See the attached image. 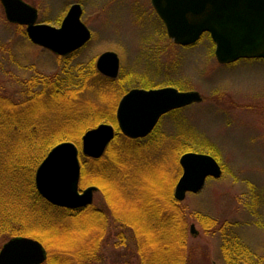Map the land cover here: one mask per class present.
I'll return each mask as SVG.
<instances>
[{"label": "rangeland", "instance_id": "1", "mask_svg": "<svg viewBox=\"0 0 264 264\" xmlns=\"http://www.w3.org/2000/svg\"><path fill=\"white\" fill-rule=\"evenodd\" d=\"M24 1L38 10V23L55 27L60 26L73 4H81L82 21L91 30L92 39L77 52L73 61H66L47 49L33 45L24 26L11 24L6 20L0 3V94L9 97L23 94L20 79H28L38 73L52 74L61 70L67 62L93 61L97 73L104 77L96 64L100 55L106 51L116 52L121 60L119 85L124 93L133 88L165 86L180 91H198L203 101L163 117L152 138L144 140L146 144L151 142L150 146L143 149L149 151L147 154L151 155L153 161L167 168L164 172L173 179L177 177L179 170V175L182 174V154L195 152L217 157L223 170L222 177L208 179L199 193L187 194L184 201H178L180 208L193 216L200 213L203 217L214 218L223 224L229 221L238 223L237 234L245 244L255 252H263L264 230L258 223H262L264 227V60H241L230 65L220 64L215 57V45L208 34L194 46L176 45L169 39L151 0ZM18 27H21L22 31H18ZM96 90L101 92L104 89L101 87ZM102 92L100 95L93 92L92 88H86L78 100L82 106L80 115H84L78 124L89 126L84 133L99 124L109 123H97V118L88 116L89 112L95 113L99 110L96 113L101 111L102 114L105 107L108 109L109 105L113 104L117 113L118 103L123 96L118 95L119 89L109 88ZM82 137L78 143L69 142L81 148ZM208 142L211 143L213 153L206 149L211 147ZM176 152H179L178 155L174 154ZM90 181L87 179L86 185L81 189L89 187ZM147 181L151 182L152 177H147ZM160 183L159 180L157 186L154 184L147 187L148 194L152 190H159L168 197L169 191L165 186L161 187ZM175 185L173 182L172 196ZM92 186L99 188L94 195L93 206L104 208L103 206L109 203L114 209L116 204L117 209H112L114 214L111 212L109 216H115H112L111 222L107 220L100 237L99 226L97 225L94 232V223L90 226L89 218L77 224L76 235L68 242L72 251L82 249V252H77L74 264H137V251L134 252L135 256L132 254L135 244L129 238V250L126 246H119L124 234L122 237L116 235L122 234V230L126 228L118 224V221H128L130 225L134 223L136 229L144 224L143 219H131L133 205L130 204L135 199L130 197V187L105 184L101 186L103 188L98 184ZM126 188L129 193L124 196L120 189L127 191ZM254 195L256 200H251ZM142 199L144 200L145 196ZM247 201H257V216L244 206ZM51 214L58 222L60 219L61 222L69 220L64 218L70 216L60 210H54ZM195 219V216H188L186 232V248L187 253L192 254V264H223L219 241L208 236ZM192 225H195L197 234L190 233ZM87 230L89 233L82 236ZM125 235L128 237V233ZM40 236L48 247L49 259H58V256H61L59 261L64 264L66 248L56 244L61 240L67 242L66 236L51 233ZM91 246L94 248H89ZM86 251H89L90 255H82Z\"/></svg>", "mask_w": 264, "mask_h": 264}, {"label": "trees", "instance_id": "2", "mask_svg": "<svg viewBox=\"0 0 264 264\" xmlns=\"http://www.w3.org/2000/svg\"><path fill=\"white\" fill-rule=\"evenodd\" d=\"M18 31H22V28L18 27ZM76 55L77 52L64 57V60L73 61ZM119 81L99 75L93 61L67 62L61 70L52 74L38 73L31 78L20 79L23 94H14L12 97L0 94V248L4 242L16 235L32 237L44 243L40 235L61 234V237L66 236L67 242L61 240L56 245L66 248L64 252L67 255L64 253L63 263L74 264L77 252H82V249L72 251L68 242L76 235L77 224L89 218V225L94 223V232L99 226L101 232L98 237L102 236L108 216L112 209H117L116 204L115 209L109 203H106V206L110 205L107 209L106 206H88L77 210L55 207L38 193L35 175L39 165L55 145L62 141L78 143L84 131L89 129V126L78 124L84 116L80 115L82 106L78 100L85 89L92 88L93 92L101 95L102 91L109 88H118V95H123ZM101 87L104 89L101 92L96 90ZM102 111V114L101 111L89 112L88 116L97 118V123L106 121L117 128L114 105L110 104L108 109L105 107ZM151 138L152 136L148 139ZM150 143L126 138L118 130L114 141L101 159L81 158V187L86 185L87 179L91 180L88 185L130 187V197L135 199L130 204L133 205L131 219L139 218L144 221L143 226L138 229L134 223H123L130 241L135 244L132 254L138 255L137 264H192V254L187 253L186 248L188 216H195V220L201 224L206 234L219 241L223 264H264V251L255 252L245 244L237 234L238 223L229 221L223 224L214 218L203 217L200 213L193 216L180 208L179 202L171 194L172 183L177 182L180 170L177 175L179 177L174 179L165 173L167 168L153 161L151 155L147 154L149 151H144L143 148L150 146ZM209 144L211 146V143ZM206 149L213 153L212 146ZM149 176L152 177L151 182L147 181ZM159 180L161 187L165 186L169 191L168 197L159 190H152L148 194V188L154 184L158 185ZM120 191L124 192V196L129 193L128 189ZM254 198L256 200L255 195L251 200ZM256 205L257 201H249L244 206L257 216ZM54 210L69 213L70 216L64 218L69 220L61 222L60 219L58 222L51 214ZM258 224L264 230L262 223ZM88 231L82 236L88 234ZM122 241L125 244L128 242L123 238ZM89 248L93 249L94 246ZM88 252L82 255H90ZM60 258L52 257L46 264H61Z\"/></svg>", "mask_w": 264, "mask_h": 264}, {"label": "water", "instance_id": "3", "mask_svg": "<svg viewBox=\"0 0 264 264\" xmlns=\"http://www.w3.org/2000/svg\"><path fill=\"white\" fill-rule=\"evenodd\" d=\"M6 20L24 26L32 44L67 56L85 46L92 37L82 21L81 4H73L59 27L38 23V10L24 0H0ZM163 22L168 37L183 47L195 45L205 33L215 44V57L220 64L241 59H264V0H151ZM98 71L111 79L118 77L120 58L106 51L98 58ZM203 100L198 91L182 92L174 87L130 90L117 108L118 126L127 137L148 136L165 114ZM115 136L110 124H100L82 138V152L100 158ZM182 176L175 198L184 201L188 193H199L209 178L220 179L223 170L207 154L188 152L180 157ZM81 166L79 148L73 142L54 146L36 171L39 194L54 206L80 209L93 203L96 186L79 189ZM190 232L197 234L195 225ZM47 252L32 238L18 236L7 241L0 251V264H43Z\"/></svg>", "mask_w": 264, "mask_h": 264}, {"label": "flooded vegetation", "instance_id": "4", "mask_svg": "<svg viewBox=\"0 0 264 264\" xmlns=\"http://www.w3.org/2000/svg\"><path fill=\"white\" fill-rule=\"evenodd\" d=\"M82 6V5H81ZM82 49V48H81ZM80 49V50H81ZM79 50V51H80ZM78 52V51H77ZM120 67H121V60H120ZM119 73H120V71H119ZM105 77V76H104ZM106 78H108V77H106ZM108 79H111V78H108ZM119 79V74H118V77L117 78H115V79H111V80H118ZM165 87H171V86H165ZM159 88H164V87H159ZM133 89H135V88H133ZM139 89H145V88H139ZM150 89H158V87L157 88H149V89H147V90H150ZM132 90V89H131ZM130 91V90H129ZM129 91H127V92H125L124 94H123V96L124 95H126ZM122 96V97H123ZM122 97L120 98V100L122 99ZM119 103H120V101H119ZM119 103H118V105H119ZM117 108H118V106H117ZM173 112V111H172ZM172 112H170V113H167V114H165L164 116H162L161 117V119L159 120V122H158V124L156 125V127H155V129L148 135V136H146V137H144V138H137V139H133V138H130V137H127L126 135H124L123 133H122V131H121V129L119 128V126H118V121H117V128L115 127V125H113V124H111L110 123V125H113V127H114V129H115V136H114V138H113V140L111 141V143L108 145V147L106 148V150H105V152H104V154L100 157V158H91V157H88V156H86V155H84V153L82 152V150H81V148H80V150H81V152H80V159L81 158H83V157H86V158H89V159H94V160H99V159H101L104 155H105V153L107 152V150H108V148L110 147V145L112 144V142L114 141V139H115V137H116V134H117V132H118V130H119V132H120V134H122V135H124L126 138H129V139H132V140H141V141H143L144 142V140H146V139H148L150 136H152V134L156 131V129H157V127L159 126V124H160V121L162 120V118L163 117H165L166 115H168V114H171ZM175 112V111H174ZM116 119H117V113H116ZM105 124H109V123H105ZM100 125V124H99ZM98 125V126H99ZM97 126V127H98ZM86 133V132H85ZM84 133V134H85ZM185 154V153H184ZM183 155V154H182ZM181 155V156H182ZM181 166V165H180ZM182 168V167H181ZM183 172V171H182ZM182 176V174L180 175V177ZM180 177H179V179H180ZM179 179L177 180V182H176V185H177V183H178V181H179ZM176 185H175V189H176ZM90 186H92V185H90ZM89 186V187H90ZM97 187V186H96ZM98 188V187H97ZM79 189L81 190V191H83L82 189H81V186H79ZM97 191H99V188L97 189ZM97 191H95L94 192V195H95V193L97 192ZM174 198H175V192H174ZM93 202H94V196H93ZM93 204L94 203H92L91 205H89V206H93ZM86 207H88V206H86ZM93 207H98V206H96V205H94ZM75 210H77V209H75ZM110 217V216H109ZM108 217V221L109 222H111L112 221V217H110L111 218V220H110V218ZM118 224H120V225H123V223H124V221H122V223L121 222H117ZM123 227H124V225H123ZM123 232H122V234H116L117 236H120L121 235V237H122V235L124 234V238L126 239V241H129V233H128V237H125L126 235L125 234H127L126 232L127 231H124V230H122ZM19 235H16V236H13V237H18ZM13 237H11L10 239H12ZM122 237V238H123ZM123 238V239H124ZM9 239V240H10ZM117 239H119V238H117ZM9 240H7V241H9ZM6 241V242H7ZM37 241H39V240H37ZM6 242H4L3 243V245L6 243ZM42 245H43V247L45 248V250H46V252H47V259H46V261L43 263V264H46V262L48 261V259H49V250H48V247H46L45 246V244L44 243H42L41 241H39ZM3 245L1 246V248L3 247ZM119 246H126V248H127V243L125 244L123 241H121V243L119 244ZM1 248H0V251H1ZM128 249V248H127ZM129 250V249H128Z\"/></svg>", "mask_w": 264, "mask_h": 264}]
</instances>
